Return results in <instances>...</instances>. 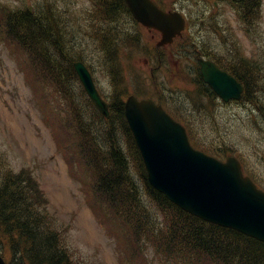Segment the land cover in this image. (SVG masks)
<instances>
[{
    "label": "rangeland",
    "instance_id": "rangeland-1",
    "mask_svg": "<svg viewBox=\"0 0 264 264\" xmlns=\"http://www.w3.org/2000/svg\"><path fill=\"white\" fill-rule=\"evenodd\" d=\"M216 1L214 8L211 4L207 8L209 21L196 28L192 26L185 38L164 48L160 55L154 50L159 35L121 15L120 25L127 37L130 40L139 37L143 42L140 49L132 48L127 42L120 44L119 49L123 50L118 65L124 90L121 97L124 100L127 94H137L160 100L167 111L192 124L196 144L201 142L214 151L219 146L228 148L248 162L264 184V119L257 115L248 99L224 104L217 97L193 93L196 64L185 55L189 46L186 39L194 35L198 49L205 48L223 63H232L236 56L253 62L256 75L264 85V0H260L254 15L249 13L248 20L250 17L252 20L241 27L237 10L225 0ZM47 3L69 17L66 29L71 35L69 43L75 48L74 55H79L101 95L110 100L115 95L111 93L113 75L106 59L101 58L103 53L93 32L95 26L107 27V24L97 21L95 0H0V7L6 11L31 7L36 11ZM172 4L165 3L171 10H182L194 17L205 2L172 0ZM13 49L17 51L0 35V160L13 171H31L48 200L49 211L73 261L76 264H179L174 260L166 262L151 244L144 245L142 238L148 241L147 237L142 236L136 242L119 220L102 221L100 212L107 207H98L92 198L93 179L78 161L75 142L71 143L63 129L66 101L44 83L32 81L26 62ZM260 62L261 65H256ZM70 90L90 125H102L89 107L77 78L71 80ZM260 93L259 102L264 107V89ZM181 121L187 126V122ZM166 225L165 222L163 227Z\"/></svg>",
    "mask_w": 264,
    "mask_h": 264
},
{
    "label": "trees",
    "instance_id": "trees-1",
    "mask_svg": "<svg viewBox=\"0 0 264 264\" xmlns=\"http://www.w3.org/2000/svg\"><path fill=\"white\" fill-rule=\"evenodd\" d=\"M156 1L159 5L165 3L164 0ZM225 1L236 9L238 5L247 7L241 3L242 0ZM250 2L254 15L260 0ZM53 8L47 3L36 11H8L5 31L8 38L26 53V69L32 80L43 82L58 98L66 101L63 122L66 127L63 129L71 143L75 142V150L89 170L97 201L128 224L138 241L142 236H150L161 253L169 257L176 255L180 263L264 264V243L190 216L148 185L141 158L124 118L121 97L120 44L127 42L135 48L141 45L139 37L130 40L120 25L121 15L129 16L124 0H95L97 21L107 24V27L95 26L93 32L103 53L101 58L106 59L113 75L111 87L115 95L110 99V118L102 119L84 91L83 94L97 122L102 125L91 126L75 103L70 90L71 80L76 79L72 63L81 58L74 55L75 48L69 43L71 35L66 29L67 17ZM251 20L245 19V22ZM189 47L194 49L196 44L191 42ZM197 51L243 84L242 100L248 99L264 119L263 103L259 102L264 86L252 83L260 80L254 63L238 56L232 63H223L205 48ZM190 54L195 55V52L190 50ZM195 75L193 85L196 91L193 93L201 97H216L202 82L198 71ZM197 146L217 157L231 152L221 146L215 151ZM6 167L0 160V250L7 254L9 264H76L64 246L61 231L49 211L48 200L31 171H13ZM157 218H160V223ZM165 222L167 225L163 227Z\"/></svg>",
    "mask_w": 264,
    "mask_h": 264
},
{
    "label": "water",
    "instance_id": "water-1",
    "mask_svg": "<svg viewBox=\"0 0 264 264\" xmlns=\"http://www.w3.org/2000/svg\"><path fill=\"white\" fill-rule=\"evenodd\" d=\"M134 18L162 33L158 46L183 29L176 13L158 10L149 0H125ZM202 79L224 102L239 100L243 87L211 61L199 60ZM74 70L87 95L105 118L108 105L81 62ZM125 117L145 166L150 186L184 211L264 242V193L243 177L239 162L225 163L192 149L184 129L151 100L130 96ZM0 264H5L0 258Z\"/></svg>",
    "mask_w": 264,
    "mask_h": 264
},
{
    "label": "bare ground",
    "instance_id": "bare-ground-1",
    "mask_svg": "<svg viewBox=\"0 0 264 264\" xmlns=\"http://www.w3.org/2000/svg\"><path fill=\"white\" fill-rule=\"evenodd\" d=\"M241 3H244L247 7H244V5H238L237 6V11H238V14L240 15L239 17H237L239 22H240V27H241L242 23L244 24L245 19H248L249 15L252 13V10H253V5H252V3L249 4V0H242ZM67 18H69V17H67ZM199 24H201V23H199ZM244 28H246V27H244ZM242 59H244V58H242ZM256 65H261V62L260 63H256ZM254 67L256 68L255 64H254ZM194 79H196V75L194 76ZM253 83H255V85H257V86H259L260 84L263 85L261 80H255V82H253ZM263 89H264V87H263ZM255 111L257 112V115H259V116L262 115L259 112V110L255 109ZM118 112H120V110H118Z\"/></svg>",
    "mask_w": 264,
    "mask_h": 264
}]
</instances>
